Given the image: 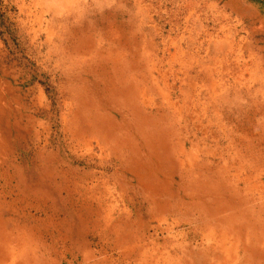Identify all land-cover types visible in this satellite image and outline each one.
<instances>
[{
	"label": "rangeland",
	"instance_id": "1",
	"mask_svg": "<svg viewBox=\"0 0 264 264\" xmlns=\"http://www.w3.org/2000/svg\"><path fill=\"white\" fill-rule=\"evenodd\" d=\"M0 264H264V0H0Z\"/></svg>",
	"mask_w": 264,
	"mask_h": 264
}]
</instances>
